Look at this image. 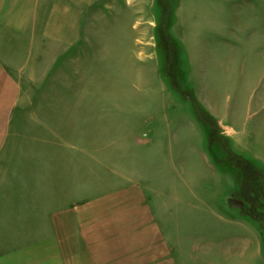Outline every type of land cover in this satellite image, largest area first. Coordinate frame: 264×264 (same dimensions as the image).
<instances>
[{"label":"rangeland","instance_id":"rangeland-1","mask_svg":"<svg viewBox=\"0 0 264 264\" xmlns=\"http://www.w3.org/2000/svg\"><path fill=\"white\" fill-rule=\"evenodd\" d=\"M124 2L100 4L99 47L0 29L9 146L55 157L58 198L144 184L189 264L191 236L231 230L251 240L232 264H264V0Z\"/></svg>","mask_w":264,"mask_h":264},{"label":"crops","instance_id":"crops-1","mask_svg":"<svg viewBox=\"0 0 264 264\" xmlns=\"http://www.w3.org/2000/svg\"><path fill=\"white\" fill-rule=\"evenodd\" d=\"M102 1L0 0V29L31 39V45L40 33L69 49L99 47L95 34L102 30ZM124 1L127 7H142ZM1 66L0 61V74ZM12 108L0 102V264H189L181 234L168 232L165 216L158 221L144 184L131 182L74 202L64 183V196L58 198L56 163L49 161L55 157L9 146L7 115ZM226 128L228 137L237 133ZM224 221L239 227L245 223L241 217ZM224 234L220 240L191 236L200 242H190L191 264H232L233 259H243L251 240L242 232ZM256 252L259 255L258 245Z\"/></svg>","mask_w":264,"mask_h":264},{"label":"water","instance_id":"water-1","mask_svg":"<svg viewBox=\"0 0 264 264\" xmlns=\"http://www.w3.org/2000/svg\"><path fill=\"white\" fill-rule=\"evenodd\" d=\"M230 204L234 207L239 208V209H241L244 205V203L241 200H237L235 198L230 199Z\"/></svg>","mask_w":264,"mask_h":264}]
</instances>
